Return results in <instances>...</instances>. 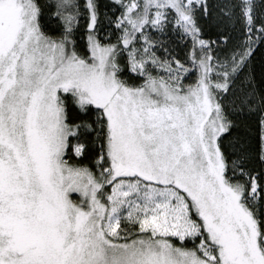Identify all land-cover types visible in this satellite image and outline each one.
Instances as JSON below:
<instances>
[{"label": "snow or ice", "instance_id": "1", "mask_svg": "<svg viewBox=\"0 0 264 264\" xmlns=\"http://www.w3.org/2000/svg\"><path fill=\"white\" fill-rule=\"evenodd\" d=\"M0 264H264V0H0Z\"/></svg>", "mask_w": 264, "mask_h": 264}]
</instances>
